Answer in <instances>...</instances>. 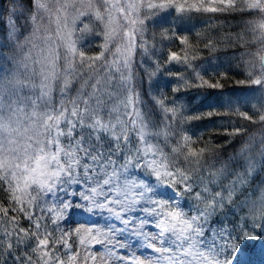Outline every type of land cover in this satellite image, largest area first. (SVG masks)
<instances>
[{
	"label": "snow or ice",
	"instance_id": "obj_1",
	"mask_svg": "<svg viewBox=\"0 0 264 264\" xmlns=\"http://www.w3.org/2000/svg\"><path fill=\"white\" fill-rule=\"evenodd\" d=\"M97 3L69 25L76 5L65 0L54 16L42 15L47 0H0V264H264V131L242 141L236 124L264 125V104L250 103L264 94V58L238 66L242 79L225 91L233 69L219 70V42L193 47L178 26L162 27L173 9L180 21L251 16L264 0ZM113 13L127 31L109 30ZM44 19L54 30L38 26ZM91 40L102 41L98 54H88ZM175 41L180 51L165 48ZM200 89L216 99L192 106ZM213 118L223 143L192 131Z\"/></svg>",
	"mask_w": 264,
	"mask_h": 264
},
{
	"label": "trees",
	"instance_id": "obj_2",
	"mask_svg": "<svg viewBox=\"0 0 264 264\" xmlns=\"http://www.w3.org/2000/svg\"><path fill=\"white\" fill-rule=\"evenodd\" d=\"M77 1V0H74ZM208 3H221L222 0H207ZM237 0H228V3H236ZM48 3L52 6L56 5L57 1L55 0H48ZM89 5H91L92 10H98L99 5L95 2V0H90ZM191 3H200L203 6V0H182V4L187 6ZM246 0H239V7L247 8L246 7ZM81 9V8H80ZM79 8L76 9V12L80 10ZM262 9H264V5H262ZM68 13V12H67ZM66 13V14H67ZM179 14H177L174 9L171 10V18L170 23L174 20L177 22L178 28L181 30L179 32L180 35H187L189 37V43L193 47L195 46H202V42H207L208 39H212L219 42V47L223 50L222 53L224 56L229 57L228 65L222 68L220 71H224L228 66L229 62L232 66L233 73H230L231 79H225V91L228 88L233 87V80L242 79L240 76H235L234 73L237 71V67L244 68L241 63H237V56L236 54L241 52L243 49L250 46V43L253 41V34L250 32V26L252 25L253 15L247 16L242 15L239 11L230 14H211V13H186L182 17V21L178 20ZM262 20L264 18V11L261 13ZM235 17V18H233ZM126 23V21H125ZM124 26V24H122ZM216 26V27H214ZM174 27L173 29H175ZM125 31L127 29L124 28ZM252 34V35H251ZM239 36V38H237ZM242 36V37H241ZM231 37L232 42H228L227 38ZM246 40L248 43H246ZM102 41L100 40H92L87 49L89 55H95L99 51V44ZM239 45L240 47L237 48L236 46ZM114 47V46H113ZM168 48L172 50L180 51L181 46L179 45V41H175L172 44H169ZM257 49V45L255 46ZM259 49V48H258ZM204 56H207L208 53H203ZM232 58V59H231ZM137 69H134L133 74H136ZM171 87L168 88L167 91H170ZM135 91H139V88L133 90V94ZM208 89H200V90H190V92L203 95L206 94L208 97H215L216 93H212L209 95L207 92ZM194 94V95H195ZM214 123L209 121V119H205L203 121H193L191 124L192 131L195 132L196 136H203L204 142L207 143L209 140L216 141L219 143H223L219 134L212 135V131L219 132L221 125L224 123L223 121L219 120L218 118H213ZM237 126L246 129V133L244 136L240 137V140H244L246 136L255 134L257 138L264 131V125H260L258 123L252 124L246 120H237ZM211 130V131H210ZM231 139V138H229ZM198 147L200 145H197ZM264 146V145H262ZM231 151V150H229Z\"/></svg>",
	"mask_w": 264,
	"mask_h": 264
},
{
	"label": "rangeland",
	"instance_id": "obj_3",
	"mask_svg": "<svg viewBox=\"0 0 264 264\" xmlns=\"http://www.w3.org/2000/svg\"><path fill=\"white\" fill-rule=\"evenodd\" d=\"M55 1H57V0H55ZM89 1L90 0H77V1L65 0V2H67L69 4H75L76 5V9H78V8L80 9L81 8L77 12H83V11H89V10L95 12V10H92L91 8H89V3H88ZM95 2L97 3V0H95ZM139 2H140V0H137V3H139ZM153 2H156V0H153ZM157 2H158V0H157ZM176 2L182 4V0H176ZM254 3H259V0H246V4L245 5H246V7H249L252 4H254ZM57 6H58L57 3L54 6L49 4V13H43L42 15L48 16L49 14H52L54 16L55 15L54 9ZM261 7H262V5H261ZM77 12H76V10L75 11H71V10L68 11L67 15L69 17V25L71 24L72 17L75 16ZM129 15H131V13H129ZM159 15L160 14H157L156 19H159ZM168 19H170L169 16H167V21H168ZM112 21H113V24L109 25V30L110 31L113 29V26H116L117 30L124 29V26L116 19L114 13L112 14ZM84 22L87 23L88 21L85 20ZM107 23H108V21H105V24H107ZM37 24L42 29L49 30V31L54 30V23L50 22L48 19H44L43 21L38 20ZM176 25H177V22H175L173 20L171 24H169V21H168V23L163 24L162 27H164V28H174V27H176ZM90 26H92L95 31H101L102 30L101 27L97 26L94 22ZM148 28H149V32L150 33L153 32V31L159 32V30H160V27L156 23H149ZM250 30H251L250 32H252V34H253V41L250 43V46H248L247 48L243 49L241 52L236 54V56L238 58L237 63H241L244 66L246 71L250 70L253 65L258 67V51H259L258 50V48H259V46H258L259 42L258 41L260 39V32L263 31V35H264V21L262 20V15L261 14H254L253 19H252V25L250 26ZM261 34H262V32H261ZM123 43H124V41H122L119 38H117L115 44L110 45L111 50L108 53L107 59L110 60L112 58V52H114L117 47H122ZM247 43H248V41L246 40V43H244V45H246ZM253 44L255 46L257 45L258 48L256 49L255 46L253 47L252 46ZM168 45L169 44L165 45L166 49H167ZM259 45H260V43H259ZM159 46L160 45L157 44V47H159ZM99 51H100V49H99ZM242 52L248 53V55H242ZM61 55H63V49H61ZM227 59H229V57L224 58L222 55H220V61L219 62H223L224 67H225V66L228 65V60ZM136 60L138 61L137 57H136ZM217 62L218 61L213 59V63L214 64L217 63ZM175 66H177V65H171L170 66V70L171 71H177V70H181L182 71V69H180V66H178L175 70H172L171 68L174 69ZM5 67H6V69L9 70V74H10V72H11L10 67L8 65H6ZM134 69H136V68L133 67L132 70L134 71ZM210 71H211V69H210ZM6 83H7V81H6ZM171 85H172V87L175 86V81H173V84H171ZM161 90H163V91H165L167 93L166 89H161ZM4 91L7 94V92H8L7 86H5ZM189 95L190 96H194V95H191V94H189ZM195 96H196V99L192 101V106H198L200 101H202L204 99L201 95H195ZM207 103H209V102H207ZM250 103L251 104H257V103L264 104V94L257 93L255 95V97H251L250 98ZM4 104L7 106L9 104V99H5L4 100ZM206 109L207 108H199L198 111L203 112ZM7 115H8V113H7V108H6L5 117H7ZM5 123H7L6 119H5ZM8 159H11V158H8ZM2 163L3 162L0 161V166H2ZM262 177H264V173H262ZM259 206L260 205L257 204L256 208H259ZM263 208H264V206H263ZM9 264H11V261H9Z\"/></svg>",
	"mask_w": 264,
	"mask_h": 264
}]
</instances>
